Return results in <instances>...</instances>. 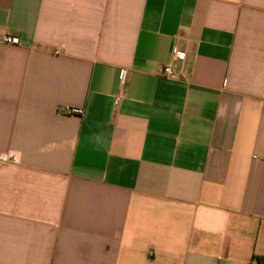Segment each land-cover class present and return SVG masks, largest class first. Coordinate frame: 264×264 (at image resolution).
I'll return each mask as SVG.
<instances>
[{
	"label": "crops",
	"instance_id": "crops-1",
	"mask_svg": "<svg viewBox=\"0 0 264 264\" xmlns=\"http://www.w3.org/2000/svg\"><path fill=\"white\" fill-rule=\"evenodd\" d=\"M0 264H264V0H0Z\"/></svg>",
	"mask_w": 264,
	"mask_h": 264
},
{
	"label": "built area",
	"instance_id": "built-area-1",
	"mask_svg": "<svg viewBox=\"0 0 264 264\" xmlns=\"http://www.w3.org/2000/svg\"><path fill=\"white\" fill-rule=\"evenodd\" d=\"M2 41L6 44L10 45H19L20 39L18 36H12V35H5L2 39ZM175 58L179 60H185L186 54L180 51L175 52ZM163 76L169 80L178 81V80H186L187 79V73L186 72H176L171 65L165 66L163 68ZM125 73H123L124 77ZM122 101V96H118L115 99V105L118 106ZM64 113L68 115H77L82 116L84 114V110L80 108H71V107H65Z\"/></svg>",
	"mask_w": 264,
	"mask_h": 264
}]
</instances>
